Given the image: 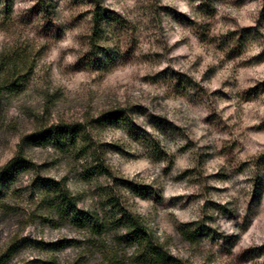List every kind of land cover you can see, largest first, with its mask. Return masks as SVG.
Segmentation results:
<instances>
[{"label":"rangeland","instance_id":"obj_1","mask_svg":"<svg viewBox=\"0 0 264 264\" xmlns=\"http://www.w3.org/2000/svg\"><path fill=\"white\" fill-rule=\"evenodd\" d=\"M16 154L0 264H148L50 212L43 178L179 264H264V0H0V168Z\"/></svg>","mask_w":264,"mask_h":264},{"label":"trees","instance_id":"obj_2","mask_svg":"<svg viewBox=\"0 0 264 264\" xmlns=\"http://www.w3.org/2000/svg\"><path fill=\"white\" fill-rule=\"evenodd\" d=\"M104 14V13H100ZM100 17H98L99 19ZM127 120L123 115L110 114L107 115L106 121L117 122ZM65 135L75 139L76 142L79 135L72 127H63ZM39 142H51L58 140V133L46 131L40 133ZM53 142V141H52ZM60 144V143H59ZM32 167V162L24 156L16 154L5 165L0 168V200L6 197L12 185L16 182L19 174ZM98 171H104V167L98 164L94 166ZM43 195H45V206L53 214L58 215L64 221L73 223L78 227L86 229L91 234L102 235L110 226L114 225L117 232H121L120 238L129 245H132L136 250L137 260L148 264H179V259L172 255L163 245L158 243L152 232L146 228L141 216L127 212L114 198H110V207L114 212L111 219L105 218L96 213L85 211L78 208V198L72 194L66 183L53 179L43 178L40 183ZM146 192L142 191V194ZM107 219V220H106ZM183 233L190 239L194 237V231L183 229Z\"/></svg>","mask_w":264,"mask_h":264}]
</instances>
